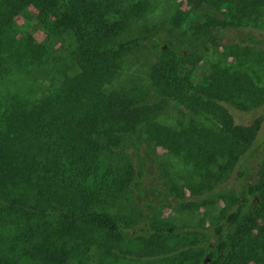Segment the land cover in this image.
<instances>
[{"label":"trees","instance_id":"trees-1","mask_svg":"<svg viewBox=\"0 0 264 264\" xmlns=\"http://www.w3.org/2000/svg\"><path fill=\"white\" fill-rule=\"evenodd\" d=\"M193 1L196 10L200 5L211 13L169 15L173 29L183 27L185 36L149 63L148 87H114L123 58L149 41L142 34L121 40L131 19L149 13L146 0L129 6L120 0H0V66L7 53L26 56L32 62L26 67L42 60V44L29 40L17 50L4 37L29 7L38 11L40 24L66 34L74 47L73 72L59 76L55 87L38 94L45 81L36 77L31 102L0 98V264H103L126 254L154 255L177 229L155 222L132 231L133 218L113 210L125 193L141 188L143 174L135 164L112 159L133 160L139 135L212 177L216 187L231 180L240 185L198 253L205 259L193 264H238L243 244L253 239L264 254V154L253 149L261 122L242 125L232 113L260 105L264 85L254 72L212 61L197 80L200 58L174 51L186 40L190 47H210L218 33L256 15L264 0ZM168 101L188 118L171 130L158 123ZM198 116L206 123L196 122Z\"/></svg>","mask_w":264,"mask_h":264},{"label":"rangeland","instance_id":"rangeland-1","mask_svg":"<svg viewBox=\"0 0 264 264\" xmlns=\"http://www.w3.org/2000/svg\"><path fill=\"white\" fill-rule=\"evenodd\" d=\"M137 1L139 0H120L123 6L135 4ZM146 1L149 3L147 6L149 13L131 19L121 40L142 34L147 35L149 41L123 58L121 71L112 84L114 87L130 82L148 87L149 63L160 54L162 47L169 46L172 41H179L185 36L182 34L183 27L178 31L173 29L172 22H168L169 15L178 12L189 15L191 10L195 15L197 12L206 11L209 14L212 11L211 8L206 9L200 5L196 6L199 9L196 10L193 0ZM38 18V11L34 7H29L15 17L13 26L4 33L5 41L11 45L10 48L17 47V50H21L20 46L30 40L42 44L45 51L41 56L42 60L34 62L36 65L30 64L31 67L22 66L27 62L32 63L26 56L6 54L3 59L5 64L0 66L5 67V71L0 73V98L9 99L18 95L31 102L36 94L34 87L36 77L45 81L44 85L37 89L39 94L55 87L59 76L70 75L73 72L74 47L70 38L62 32L46 29L39 23ZM157 45L158 47H155ZM182 46L184 48L177 47L174 51H182L185 55L200 58L201 63L195 72L197 80L205 76L208 61H212L221 65L236 66L248 73L254 72L252 75H256L259 84L264 85V8L246 20L242 27L218 33L208 48L200 45L190 47L187 40ZM186 48L189 49L187 53L184 51ZM232 113L235 122L242 125H249L256 119L260 120V130L253 149H258L263 155L264 101L247 111L232 109ZM186 121L187 116L174 101L165 103L158 118V123L170 130L177 128L179 122L184 125ZM195 121L206 123L200 116L196 117ZM139 137L133 160L129 156L124 157L125 159L113 156L112 159L119 164L129 162L130 159L135 168L143 174L139 184L141 188L137 192L125 193L113 210L118 211L120 215H130L133 218V225L129 230L138 232L149 227L151 223L162 222L176 228L177 232L158 243L152 256L137 257L126 254L125 257L113 262L105 260L103 264H193L195 260L205 259L203 254L202 257H198V253L208 245L209 236L214 235L213 228L217 225V220L233 206L229 194L236 195L240 185L232 184L231 180L226 181L221 187H216L212 177H203L201 173L199 175L192 167L167 155L166 149L154 141L147 140V137L145 140L141 135ZM218 188L221 190L218 191ZM219 193L223 194L222 199L218 197ZM188 202L193 204L188 205ZM258 244L261 242L254 239L251 243L243 244L242 250L245 252L238 264H264L257 261L264 257ZM228 246L226 253L229 252ZM126 250L132 249L125 247ZM21 264L35 263L23 259Z\"/></svg>","mask_w":264,"mask_h":264}]
</instances>
